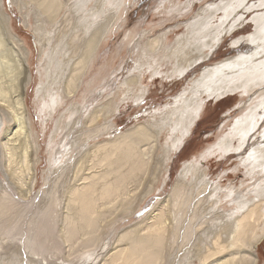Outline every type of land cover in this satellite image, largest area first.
Listing matches in <instances>:
<instances>
[{"label":"bare ground","instance_id":"bare-ground-1","mask_svg":"<svg viewBox=\"0 0 264 264\" xmlns=\"http://www.w3.org/2000/svg\"><path fill=\"white\" fill-rule=\"evenodd\" d=\"M163 1L157 25L169 31L133 39L137 60L118 79L121 65L91 76L138 0H11L20 26L0 0V264H262L264 145L235 166L240 187L209 178L207 163L245 151L264 117V0L213 2L180 34L169 23L196 0ZM251 10L254 33L235 41L252 44L250 53L205 68L148 120L118 129L121 110L145 100L153 81L200 67ZM238 92L243 106L228 131L185 162L169 195L135 221L207 98Z\"/></svg>","mask_w":264,"mask_h":264},{"label":"rangeland","instance_id":"rangeland-1","mask_svg":"<svg viewBox=\"0 0 264 264\" xmlns=\"http://www.w3.org/2000/svg\"><path fill=\"white\" fill-rule=\"evenodd\" d=\"M184 1L186 0H183L182 3H184ZM216 1L218 0H196L192 4V7L194 6V11H186L184 16H182L183 20L174 22L172 19L169 24L174 25L172 28H174L175 31L178 27H180V29L176 31L180 34L184 31V29H186L184 26L187 24L186 22L188 20L192 19L197 14L201 15V12H203L206 6ZM258 1L259 0H250L249 4H257ZM5 2L7 8L10 7L9 10L14 17L17 26H20V15L18 14L15 6L11 4V0H5ZM164 6L165 2L163 0H138L135 5L132 4L128 10H124L122 12L123 19H121V23H119L120 26L117 25V27H115V31H113L110 37L106 40V46L103 48V51L98 58V64H101V66L97 67L91 77L99 73V69H101L103 65L107 67V69L103 71V77H109V73H111V71H115V69H117V65H121V67L117 69V73H115L117 78L121 79L123 76H128L127 74L134 66L138 56L137 49L134 48L132 40H138L139 37L143 36L142 34L146 31L151 32L149 35L147 34V39L162 32L169 31V29L162 31V28L164 27H159V25H157L159 19H161L159 15H161V11ZM254 10H251V12L248 13V18L246 21L241 22L242 24L240 23V25H238L239 27L237 26V28L231 32H227L226 39L224 42L220 43V46L212 48L214 51H208L209 59L207 58L205 62L202 60L199 64L200 67L195 68V70L189 74L187 73L186 77L176 79L175 81H161V78L159 77V79L153 81V85H151V93H148L145 100L140 103H130L127 105V109L121 110V117H118V129L122 131L124 128L126 129L127 127H130L136 122L148 120L149 117L153 115L155 110H157L160 106L162 107L167 103H170L171 100L175 98L174 96H177L189 83H192L196 78H198L202 70L205 68L214 67L228 59H236L239 55V57H241L243 54L250 53L254 49L252 44L245 40L242 41L241 44L237 45L235 44V41L243 37L247 38L248 35L254 33L255 23L251 19L255 15L256 11ZM170 17H168V19H171ZM153 25H157V27H153ZM23 34L29 41L30 46L34 51L35 61L33 71L35 72L37 69L36 58L38 57L36 40L34 38V34L31 33V30H27ZM129 34H131L130 37H128ZM171 37L173 38L171 42L172 44L174 43V35ZM141 39L143 38L141 37ZM107 53H109V57H105ZM146 79L145 85L149 83V77ZM102 84L104 83H101V85ZM244 96L245 94L238 92L222 97L218 100L214 97L209 99L207 98L204 104V110L202 109L200 112L201 115L199 114V118L192 126L191 131L188 133L187 137L184 138L182 148L172 155V158L169 161V166L167 167L168 172L164 175L162 182L156 189V192L150 196L141 207L135 221L143 219L144 216L152 210L157 202L169 195L185 162L194 159V157H199V153L206 150L209 145L216 143L220 136L228 131L230 123H232V121L235 122L234 119H236V117L240 114V106H243L241 101ZM33 104V101H31V106H33ZM262 111L263 110L259 111V115L263 117L264 111ZM259 121L261 122L246 141L244 148L245 151H232L229 154L230 158L216 157L207 163V167H210L211 172L209 178L212 177L216 180V177H223L222 183L224 186L238 185V183L244 179V171L242 168L239 172H235L234 169L235 166L240 163L239 161L242 156H247L250 149L259 145H264V142L262 144H258L263 140L262 133L264 132V117L261 120L259 119ZM238 146L240 145H236L235 142V147L237 148ZM43 167H46V160L41 166V169H43ZM238 186L240 187V185ZM260 253L263 256V264L264 243L260 246Z\"/></svg>","mask_w":264,"mask_h":264}]
</instances>
